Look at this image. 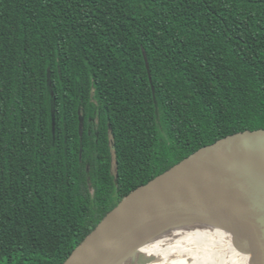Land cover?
Returning a JSON list of instances; mask_svg holds the SVG:
<instances>
[{
    "label": "trees",
    "instance_id": "1",
    "mask_svg": "<svg viewBox=\"0 0 264 264\" xmlns=\"http://www.w3.org/2000/svg\"><path fill=\"white\" fill-rule=\"evenodd\" d=\"M259 128L264 0H0V264H64L133 189Z\"/></svg>",
    "mask_w": 264,
    "mask_h": 264
},
{
    "label": "water",
    "instance_id": "2",
    "mask_svg": "<svg viewBox=\"0 0 264 264\" xmlns=\"http://www.w3.org/2000/svg\"><path fill=\"white\" fill-rule=\"evenodd\" d=\"M263 154L264 128L199 148L124 196L64 264H123L127 252L139 248L123 247L131 238L151 225L186 218L225 223L250 264H264V175L246 159Z\"/></svg>",
    "mask_w": 264,
    "mask_h": 264
},
{
    "label": "bare ground",
    "instance_id": "3",
    "mask_svg": "<svg viewBox=\"0 0 264 264\" xmlns=\"http://www.w3.org/2000/svg\"><path fill=\"white\" fill-rule=\"evenodd\" d=\"M134 246L156 256L148 264H229L246 254L236 246L228 225L206 218L151 225L123 245Z\"/></svg>",
    "mask_w": 264,
    "mask_h": 264
},
{
    "label": "rangeland",
    "instance_id": "4",
    "mask_svg": "<svg viewBox=\"0 0 264 264\" xmlns=\"http://www.w3.org/2000/svg\"><path fill=\"white\" fill-rule=\"evenodd\" d=\"M246 159L259 173L264 175V154L251 155ZM223 251H226V249H223ZM127 255L128 257L125 259L123 264H148L156 259V256L154 254L142 251L136 247L129 250L127 252Z\"/></svg>",
    "mask_w": 264,
    "mask_h": 264
}]
</instances>
